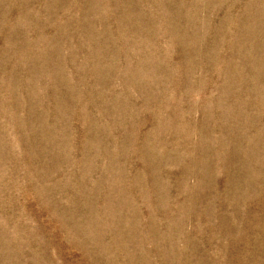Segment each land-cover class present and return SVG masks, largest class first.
<instances>
[{
  "label": "rangeland",
  "instance_id": "1",
  "mask_svg": "<svg viewBox=\"0 0 264 264\" xmlns=\"http://www.w3.org/2000/svg\"><path fill=\"white\" fill-rule=\"evenodd\" d=\"M0 264H264V0H0Z\"/></svg>",
  "mask_w": 264,
  "mask_h": 264
}]
</instances>
